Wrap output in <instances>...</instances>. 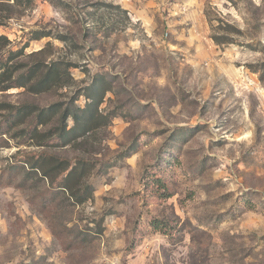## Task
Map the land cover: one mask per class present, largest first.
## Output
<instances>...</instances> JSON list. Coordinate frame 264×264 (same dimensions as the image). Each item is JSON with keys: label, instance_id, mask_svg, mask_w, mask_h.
<instances>
[{"label": "rangeland", "instance_id": "1", "mask_svg": "<svg viewBox=\"0 0 264 264\" xmlns=\"http://www.w3.org/2000/svg\"><path fill=\"white\" fill-rule=\"evenodd\" d=\"M0 9V264H264V0Z\"/></svg>", "mask_w": 264, "mask_h": 264}, {"label": "trees", "instance_id": "2", "mask_svg": "<svg viewBox=\"0 0 264 264\" xmlns=\"http://www.w3.org/2000/svg\"><path fill=\"white\" fill-rule=\"evenodd\" d=\"M34 0H0V5L1 6H8L9 8L16 10V9H26L28 7H30L31 5H33ZM5 11L0 9V25H4L3 21L9 20L11 19V17L9 15H4L2 13H4ZM2 40H6V38L4 37H0V41ZM3 65L5 64V61L2 62ZM55 68H52L48 71V73L44 76V78L38 82V86H46L49 85V82L53 79V77H55L56 75H58V70L56 69V65L54 66ZM104 91H109L108 89L104 90ZM84 112V111H81ZM91 116V114H90ZM16 116H13V118H15ZM89 115L86 116V118H88ZM86 120V119H85ZM92 121V119H91ZM39 124V122L34 121L33 124L30 126V128L27 131V136L29 138H32L34 135V132L37 130L36 127ZM69 134V131H66V134ZM64 135L65 134H59L58 137L53 138L56 141H63L62 139H64ZM32 160V162H30L29 160L26 161L25 163L27 165H29V172H38L42 170L43 176L48 177L47 173L44 171V169L42 168L43 163H51V159H54V162H59L57 164V167L59 169L58 172V176L59 177V181L57 183L56 181V185L54 187V191H57L59 188L64 189L65 191H70L71 196H73L74 198L77 199V201L79 203H83L87 200L90 199L89 194H83L86 193L88 191V186L85 183H82L81 180H83V178L89 174L90 172V167L87 165L86 161H82L79 160L78 163L75 166H72L70 164V162H66L64 160L61 159H57L55 157H52L48 154H45L43 157L42 156H36V157H31L30 158ZM42 162V164H41ZM29 172H27V174H29ZM57 178V177H56ZM73 183H77V185H79V187H81V189H79L78 191H75L73 187H75V184ZM162 187V186H161ZM165 187V186H163ZM83 190H85V192H83L82 194H80ZM153 226L155 228V230L157 231H164V224L162 222H154Z\"/></svg>", "mask_w": 264, "mask_h": 264}]
</instances>
